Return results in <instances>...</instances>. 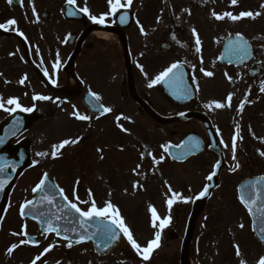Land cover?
Instances as JSON below:
<instances>
[{"label":"rangeland","instance_id":"obj_1","mask_svg":"<svg viewBox=\"0 0 264 264\" xmlns=\"http://www.w3.org/2000/svg\"><path fill=\"white\" fill-rule=\"evenodd\" d=\"M76 2L79 4L80 8L87 6L90 10V14L97 17L110 11V6L107 0H76ZM121 2L123 3L124 0H121ZM144 2H146V0H133L131 5L135 8L136 12H139L140 16L139 23L137 24L139 25V30H132V34L130 35V38H132L131 44H136L135 46L137 47V50H139V43H148L150 45L147 46L146 53L153 54L159 52V54H163L159 49L162 39L166 38L172 43V45L175 44V47H173L174 51L170 54L172 56L176 51L178 52L179 47H182L180 44L183 43L184 38L187 35L191 40V55H193L199 62L205 61L207 66V70L205 71H210L213 74L214 72L210 67V61H213L215 68L218 66V43L225 36L226 31L230 30L231 27H234L235 24L236 26L234 29H239L243 31L242 33L244 34L250 35L251 33H255L256 36L259 34L264 36V7H262V5H264V0H237L236 5H232L231 0H155L150 4H145L146 6L143 5ZM154 2L156 6L159 4L158 8H161L162 4L166 7V11L162 15H159V17L156 16L157 14L155 11H157V9L152 4ZM246 11H251L253 13L259 12L261 14L254 19L245 17L238 21H232L225 17V19H223L225 24L222 22L220 27L213 26V23L217 20L212 15L213 12L217 14L232 12L234 15H238L240 12ZM17 16H19L18 13ZM170 16L171 19H174L175 31L173 34L169 33L168 35L165 33V24L161 27L160 21L162 20L168 23ZM88 20H90L89 17ZM64 23L67 25L69 22ZM141 27L143 28V32L141 31ZM11 29H14L16 32H24L23 28L18 24L12 26ZM173 29L174 28L171 27L170 31L172 32ZM193 29H195V33L193 32ZM210 30H216V34L213 33V36V34L210 33ZM197 35L201 41L200 45L196 44ZM111 37L112 36L110 35V38ZM47 43L51 44V47H53V42L48 40L45 42V48L49 45ZM101 45L102 44H97L96 60L103 66L106 63V60L104 59L102 48L99 47ZM263 45L261 48H264ZM109 46L112 47L113 50H116L118 48V40L116 38H111ZM142 47L144 48L143 45ZM197 48L200 50L197 51ZM182 50L183 51L179 52H185L186 48L182 47ZM93 51L95 50H92V52ZM111 62L113 65L111 75L115 74L114 80L118 82L121 79V65L116 57H113ZM142 62L143 63L138 65L139 67L145 65V62ZM167 62L168 64L163 68L164 70H166L169 67L168 65L173 61L169 57H162L160 59V67ZM86 63L87 60L85 56H83L81 60L82 66L84 67ZM163 69L159 70L158 73L163 72ZM242 70L244 71V69ZM224 71V69L216 70L217 78L216 81L215 79L211 80L212 84L206 80L208 76H202L199 80L200 87H204L208 100H210V98H216V94L219 93L220 89H222L227 95L231 93L228 91V87H225L227 89L225 90L218 85V80H223L221 74ZM48 73H52V66ZM16 77L18 76H6L4 81L8 83L0 82V97L5 101L12 97L18 98L22 107L33 108V111H35L40 118L34 121L29 128L30 130L27 131L23 137V140L29 145L32 163L23 171L20 178L11 188V193L6 206V216L3 220V225L0 231V264H32L34 258L44 253V249L48 248L50 245H55V247H52L51 251L42 255L41 259L37 261L36 264H180V247L190 212V206L192 201L204 189L206 185L205 177L207 176L205 170L196 168L191 171V165H189L190 162L187 163V173L185 170H180V174L177 178L168 182L167 188H163L161 184H157L154 179H149L147 182L149 188L157 191V196H155V202H157L155 205L157 208L155 209L159 213V217L162 219L168 216L171 217V223L169 226L162 230L159 228V221H157L156 227H153L151 224L152 214H149L151 208L147 210L146 206L143 208L142 203H146L144 197L141 196V199L137 196L125 197L121 190L120 193L122 196L117 195L116 197H113V199L118 202V205L115 206L119 209L120 216L123 217L126 226L130 229L134 239L139 245L146 247L148 242L155 238V233L157 231L161 232L160 246L152 252L150 259L147 261L144 259L141 260V258H143L142 255L136 252L131 246V243H129L130 247L128 246V252L134 250L136 259L127 258L125 254L119 253L100 257L87 245L68 248V243L61 241L56 236L41 238L40 240L43 239V241L40 242V245L36 248L28 249L26 244H20V246L14 249L13 252H8V249L12 245L19 244L21 240H25L24 236L13 235V233H21L25 225L27 233L38 232L35 224L21 218L20 208L25 201L33 196L32 189L38 184L45 171H51L61 188L64 189L69 200L76 202L75 197L78 196L80 201H89L88 204L81 203L79 205L81 208L87 210V208L91 206L90 201L93 198L87 195L88 192H84L83 190L84 187L88 190L90 188L91 180L88 179V175L91 172L90 164L88 165V175H86L82 166L79 164L84 157H81L80 159L74 157L75 153L72 152L73 148H70V145H68L69 151L66 146L64 149L60 150L56 158H53L51 156L53 145L60 144L65 139H79V141H82V144L79 143L78 146L82 148V151L85 152L86 156L88 148L95 143V139L89 138V136L91 134L93 135V133L97 136L103 134L99 131L91 132L92 130L87 128V125L92 124L95 125L96 128H99L102 125H105L106 127L111 126V128H113V125H119L117 120L119 114L115 113L119 107L124 113L122 114V117H124L126 110H128L126 113L127 115L136 117L132 110L135 108V105L131 104L134 102L131 101L129 105H126V103L123 102L120 95V88L116 83H114L115 90L112 92L110 91V86H106L107 91L110 93V98H105L107 105H115V112L108 113L109 115L105 116H96L90 120H84V122L73 115V113L78 112L80 115L88 116L87 111L82 108L80 102L77 103V101H73L72 103L65 105L62 100L56 98L55 94L52 95L49 93V91L42 85H21L19 80H14ZM19 78L21 79V77ZM211 78H214V75L211 76ZM25 87H30L33 94H43L52 99L34 100L33 97L31 98L32 95H29L28 92L24 90ZM149 88L151 87H149L148 84L146 90H149ZM151 92L152 91H150V93ZM154 98L157 100L159 95H154ZM202 102L209 105L207 98H202ZM5 106L14 107V105L9 106L7 104ZM207 108L210 112H213L214 110L213 108ZM263 109L264 99L262 101L259 99L258 104H256V110L262 111ZM8 115H10L8 112L0 109V123L3 122ZM136 121L138 123L137 128H139L142 133L141 141L148 146L155 143L154 133H156V129L150 128L152 127V123L147 116H137ZM232 124L237 126V119H234ZM254 125L256 127L261 125L256 118L254 120ZM196 129L201 132L200 128ZM233 129L234 130H232V128H224L223 131L225 133L222 135V146H224L228 156H232L231 158H233L232 140L238 133V154L235 153V156L237 155L241 164L246 162V157L249 156V162L252 168L255 161L253 159L258 156L251 150H248L247 144L245 143L247 135L245 131L254 129L256 133L254 132L253 136L263 140L261 143L256 142V147L259 145L261 146L258 149L260 155L261 152H264L262 148L264 146V128H241L242 131L238 127ZM216 130L218 134L221 133V130ZM112 133L116 135V138L113 137L112 140L110 138V144L108 146L113 147V143H115V146H123V143L122 145H119L122 142L121 137L115 133L114 130ZM165 143L166 140H164L161 145L164 146ZM95 145L99 147L101 146L99 141H96ZM225 145H227V147H225ZM113 148L121 150L120 156L117 158L116 155L111 157L112 159L114 158V161H119L121 167V162L126 160L123 154L128 149H121L118 147ZM38 153H47V155L40 156L37 155ZM97 155L95 158H97ZM208 157L212 161L214 160L211 155ZM200 158H203L202 154L196 158H192V160H198ZM256 160L261 162V159L259 158ZM37 161L38 163H35ZM255 169L256 172H258L260 166ZM208 172H210V169H208ZM76 177H81V179ZM121 177L122 178L119 179L124 181L125 186L128 185V182L124 178L125 176L122 175ZM224 178L225 177L223 176L214 195L206 203L202 212H200L198 221L195 225V232L190 247L193 264H257L259 259L264 257V245H259L254 239L251 229V218L237 197L236 178H233L231 180L232 182L228 181V178L225 180ZM77 180H79V182L81 181L79 185L82 191L78 189V184L76 183ZM240 181L241 180L239 179V182ZM169 189H171V191ZM172 192L182 194V198L177 199L171 209H169L167 206V200L171 198ZM102 198L103 196L101 193L94 198L96 205H100L99 208L105 206V203L101 202ZM183 198L191 199L186 205V203L183 202ZM105 199L109 198H104L105 202L109 201H106ZM179 202H182V205H180ZM129 207H132L133 210L128 217V222L125 220L128 216V211L124 209ZM178 208H181V212L178 211ZM241 224L244 225L243 228L240 227ZM237 246L239 247L240 255H237Z\"/></svg>","mask_w":264,"mask_h":264},{"label":"flooded vegetation","instance_id":"obj_2","mask_svg":"<svg viewBox=\"0 0 264 264\" xmlns=\"http://www.w3.org/2000/svg\"><path fill=\"white\" fill-rule=\"evenodd\" d=\"M18 3L19 4L13 2L9 4L8 0H0V23H6L9 19H15L17 21V24L23 28V33L25 34V38H22L21 40L15 35L7 36L5 34L0 33L1 83H8L4 81L6 79L5 77L13 75L18 76L14 80L19 81L21 79H24L26 76L27 78L24 82V84L26 85H44V81L41 79L40 76L53 78L52 75L48 73L49 66L52 64V62L56 63L58 61L60 64V71L58 72V76L56 77L58 78V85L69 84L70 81H73L75 83L74 89L76 90L78 86L73 77L79 78L82 82V91L80 92L79 96L74 99V101H77V103L81 101L80 99L83 97L85 92H95L97 95L100 96V102H102L103 106L111 107L112 112H115V105H107V103L105 102V98L109 97L110 94L107 91L106 86H110V91L112 92L113 90H115L114 83H116L120 88L121 99L123 100V102L126 103V105H129V103L133 101L130 97L128 89L129 72L127 63L124 59V48L123 45L119 43V41L118 48L116 50H113L112 47L109 46V44L99 46L100 48H102V51L104 53L103 56L106 60L105 65L102 66L96 60V47L97 44H101L97 42L102 41H98L97 39L92 37V35H87L84 40L80 42L81 34L85 30V27L80 28V21L77 22L73 20L68 23V27L71 32L69 34L71 36L69 42L70 45L68 44L66 49L63 48L62 43L65 34L63 7L66 3L65 0H23V3H21V0H18ZM33 6L35 8V12H33ZM17 13L19 14V16H17ZM109 23L111 25H116V22L114 23L110 21ZM132 23L129 25V27H122V30L123 32H125L124 36L126 43H129V45L127 44V47L129 48L131 70L133 73V78L135 80L137 91L143 97L145 102L151 107V109H153L159 115L170 117L174 115H179L180 113H185L186 119L178 120L170 124L157 123L148 115V113L144 109L140 107L139 103L133 101L134 103L131 104L135 105V108L132 109L134 115L136 117L147 116L148 119L150 117V119H152L153 121L152 122L149 119V121L152 123V127L150 128L156 129V133H154L155 143H152L149 146L146 145L143 141H141L142 133L141 130L137 128L138 123L136 121V117L127 115L126 113L128 112V110H126L124 117H122V114L124 113L120 109V107L115 113L119 114V117H121L120 122L122 123L123 128L127 129V132L122 131V129L119 127L121 125H113L114 128H111V126L106 127L105 125H102L99 128H96L95 125L92 124L87 125V128H90L92 130L88 131H99L103 133L102 135L99 134L98 136L93 133V135L91 134L89 136V138L95 139V143L96 141H99V143L101 144V146L99 147V153H101L102 156L98 155L96 161L95 156L97 155V153L95 143L88 148L86 156L85 152L82 151V148L78 146L79 143L82 144V141H79L76 144H71L70 148H73L72 152L75 153L74 157H77V159L84 157V168L89 164L91 166L90 185L92 186L91 193L94 197H97L99 193H101L103 197L106 196V193H110L112 195V191H118L120 193V190L122 191V189H112V181L117 178H122L121 176L124 175L125 180L127 182H130L128 176H132V179H135V176L141 171H143L144 164L148 165V170L152 173H155L158 179L159 176H163V185L166 184V180H168V182H171L174 178H177V176L180 174V170H185L187 173L188 162H190L189 165H191V171L197 168L200 170H205L207 175H209L211 171H213V164H215L213 162L216 159L214 155L208 151L202 153L205 156L198 160H192V157L177 160L170 156V148H176V146H179L182 142V144L185 143L183 153L187 154V137L192 132H197L196 128L201 129V132H198L201 138L203 139V144L206 146L209 145V140L206 134L205 127L201 124L200 121L196 119L187 120V112L197 111L206 113L210 117L214 128H217L219 131L221 130V133L219 134L221 138L220 143L222 141V135L223 133H225L223 131L224 128H236V126L232 124L234 119H237V124L241 128H253L248 125L249 120H251V117L247 112L248 110L243 108V110L240 111L239 106L241 102L245 101V98L247 102H245L244 105H247V108H249V106L252 105L255 101L254 93H252V91L257 85L255 79H252L249 82L246 80L249 71L255 68V66L259 65L256 62L255 58H253L245 67L221 65V69H224L225 71L222 72L221 77L223 78V80H218V85L219 87H223L225 90H227L225 87H228V90L232 91V101L230 107H224L219 109L212 107L214 110L213 112H210L207 108V105L201 102V100L199 99V90L197 100L193 104L187 105V88L185 87V84L183 85V87L186 91L180 99V101L183 102V105L176 106L174 103H171L166 99L162 92L160 83L153 84L151 88H149V90L146 89L147 85L150 84L155 79V77L160 74L158 73V71L164 67V65L160 67V59L164 56L171 58L173 61L170 65H168L169 67L173 63H182L187 69L188 65L190 69V74L195 77V84L197 88H199L198 82L201 79V75H205L204 71H200L202 66L198 63H194L195 57H192L193 55H191L190 38H188V36L186 35L183 43L180 44L182 47L186 48V51L183 52V56L179 53V51H183L182 47H179L178 52L176 51L174 55H170L174 51L173 45L166 50H159L163 54H159V52L148 54L146 53L147 46L143 45V48L142 44H139L140 49L137 50V47L135 46L136 44H131L132 38H130V35L132 34V30H139V25H137V23ZM82 24H86V22L84 21ZM48 29L50 31L49 35L46 34ZM13 30L14 29H10L6 32ZM48 36L51 38V41L54 39V37H57L58 40V46L56 47V50L50 51L49 53L43 48L44 39ZM93 38L95 39V42ZM71 39L73 43H71ZM89 43H92V46H90ZM77 46H79L80 51L78 57L75 58L72 65L74 75L70 76V74L65 71V65L67 64V60L70 57L71 53L76 49ZM188 48L189 50L187 52ZM88 49H92L95 51L92 52V50L89 51ZM87 50L89 52H87ZM83 56H85L87 60V63L84 67L81 64ZM113 57L118 58L119 63L121 65V79L118 82L114 80L115 74L111 75L113 70L111 59ZM142 61L145 62V65L143 67H139L138 65L140 63H143ZM114 66L116 67L115 64ZM242 68L246 69L243 71ZM45 72H47L48 75H45ZM19 77H21V79ZM228 77H231V80H229ZM245 88L246 92L242 94L241 91ZM27 89L28 92L31 91L30 87H27L26 90ZM220 90L219 93L216 94L215 102L226 103V98L228 95L222 89ZM150 91L152 92L150 93ZM154 95H159V98L156 100L154 98ZM207 102L208 104H210L213 102V99H207ZM253 112H255V109L253 110ZM105 115L109 114L106 113L101 116ZM88 116L92 118H95L96 116L98 117V115L91 114H89ZM258 128H262V126H259ZM113 130L121 137V145L122 143L124 144L123 146H120V148L128 149L123 154L127 159V166L125 168H113L112 162H110L112 151L111 147L108 145L110 144V138L112 140V138L116 136L112 133ZM164 140H166L164 146H171L168 148L167 151H165L164 146L161 145ZM145 147L147 148L146 150ZM221 148L225 157V163L220 173V181L223 176L225 177L224 180L228 178V181L230 182H232L231 180L233 178H236L237 185V179H241L243 177L255 174H264L260 170L256 172L255 162L251 168L249 156L246 157V162H243V164H241L237 155L235 156L236 158L234 160L233 158H231L232 156H228L224 146H221ZM236 153L238 154L237 148ZM144 154H146V156L148 157L145 158L143 156ZM207 154L213 156L214 161H212L208 157L209 155ZM161 157H163V160H161ZM196 157H198V155ZM196 157L194 156L193 158ZM156 160H161V162L157 164L155 163ZM237 163L239 164V167L236 168L235 171H233V166ZM208 169H210V172H208ZM121 170H124V174L121 173ZM97 171H101L102 175L98 176V179L103 180V182L95 184ZM79 184L78 189L82 191L80 189ZM116 184L121 187V184L118 180L116 181ZM107 187L109 189H107ZM128 190L132 191V187L125 188L124 192ZM105 200L110 201V199ZM179 204L182 205V202H179ZM97 207H100V205L97 204ZM178 211L181 212V208H178Z\"/></svg>","mask_w":264,"mask_h":264},{"label":"snow or ice","instance_id":"obj_3","mask_svg":"<svg viewBox=\"0 0 264 264\" xmlns=\"http://www.w3.org/2000/svg\"><path fill=\"white\" fill-rule=\"evenodd\" d=\"M14 0H8V3L11 4L13 3ZM109 6H110V11L108 13L101 14L99 17L95 15L90 14V10L88 9L87 6L83 7L80 9L81 12L83 13H88L89 14V19L96 24H105L107 17L108 16H114L121 8H126L130 7L132 5L133 0H124L122 3L121 0H107ZM21 3H23V0H21ZM69 4H74L75 0H68ZM232 5L237 4V0H231ZM264 7V5H262ZM33 12H35V8L33 6ZM74 13H69V15H73ZM261 13H253L251 11H246V12H240L238 15H234L232 12H224L223 14H217L215 12L212 13V15L215 17L217 20H223L225 17L231 19L232 21H238L242 18L249 17V18H255L256 16H259ZM120 23H126L127 17L126 16H121L119 18ZM114 22V21H113ZM137 23H139L137 21ZM17 24V21L15 19H9L6 23H0V29L4 30H10L12 26H15ZM141 31L143 32V28L141 27ZM193 32L195 33V29H193ZM19 35L23 36L24 34L22 32L19 33ZM201 41L197 35L196 38V44L200 45ZM200 49L197 48V51ZM234 54L238 56V58L243 62L244 59H246L250 55V48L246 40H244L243 36L241 34H237V41L234 43L230 49ZM58 65H54V67H57ZM201 71H204L201 69ZM45 75H48L47 72H45ZM204 75L211 77L214 74L210 71H204ZM27 77L25 76L24 79H21L19 81L20 84H24L25 79ZM229 80H231V77H228ZM161 82H171L173 84H182L183 83V72L181 70V65L179 63H173L170 67H168L164 72L160 73L155 77V79L149 84V87H151L153 84H158ZM55 83V81H53ZM186 91V90H185ZM261 91L264 92V85L261 87ZM93 97H95L96 100H100V96L97 95L95 92L91 93ZM187 95H190V92H187ZM34 100H50L52 99L51 97L48 96H43V95H36L33 97ZM227 102L226 103H221V102H212L207 107L212 108L215 107L217 109L219 108H224V107H230L231 106V101H232V94H229L228 97L226 98ZM247 102L246 98L245 101L241 102L239 106V110L242 111L244 108V103ZM13 106L14 107H6L5 105ZM0 109L4 110L5 112H8L9 114L17 111V109L24 111V112H31L33 111V108H24L20 105L19 99L16 97L8 98L6 101L0 97ZM100 111L101 115L110 113L112 112L111 107H103L102 105L100 106ZM73 115L76 116L77 119L80 120H90L91 117L87 115H80L78 112L73 113ZM121 117H117V120L119 121ZM122 131L127 132V129H124L123 126H120ZM239 134L237 133V136ZM237 136L233 137L232 140V153H233V159L235 160V153H236V146H237ZM79 142V139L76 140H69L65 139L62 141L60 144L53 145V151L51 153V156L53 158H56L58 153L60 152L61 149H64L66 146L70 144H76ZM171 147L170 145L164 146L165 151L168 150V148ZM227 147V145H225ZM99 151V149H98ZM37 155L40 156H45L47 153H38ZM261 156H264V152L260 153ZM102 158V157H101ZM155 159V158H154ZM161 160H163V157H161ZM161 160H156L155 163L159 164ZM35 163H38L35 162ZM216 168L219 167V162L215 165ZM239 167V164L237 163L236 165L233 166V171H235L236 168ZM0 171H3V169H0ZM216 175V171L214 170L210 175L206 177L208 181H211L213 177ZM48 179V174L45 173L44 177L40 180V182L36 185L35 188L32 189L33 192H38L41 191L45 188V182ZM264 179V178H261ZM6 180H0V190H2L6 184ZM77 184H79V180L76 181ZM171 191V189H169ZM52 191L51 195H44L40 198L39 201H33V200H27L25 203L21 206L20 208V214L21 216L25 215V210L28 209L30 206L35 209L38 204H44L46 203L47 205H53L55 203V198L56 195H60L63 200L66 202L61 208V211H64L65 209L68 210V213L70 214L72 211L75 213L79 214V224L81 228H86L90 225V222H94L96 220H100V223H97L95 225L96 231L90 235H85L83 233L80 234L79 239L75 241V243H81L85 241L86 239H92L94 235L99 234L104 240L107 241L106 247L108 244L111 242H114L120 238V234L123 233L124 236L127 237L128 241L131 243V246L136 250L137 253L142 255L143 259L145 261L150 259V256L152 252L160 246V239H161V232L157 231L155 233V238L152 239L151 241L148 242L146 247H142L137 243V241L133 238L132 233L130 229L126 226L124 219L122 216H120L119 209L111 203V201H107L105 203V206L102 208L97 207L95 199H91L90 201V207L87 208V210L81 208L79 205L81 203L88 204L89 201H80L79 197L76 196L75 200L76 202H73L72 200H69V198L64 195V189L60 188L58 193L55 192V190H50ZM75 191V190H74ZM209 192V186H205L204 189L199 193L200 197H204L208 194ZM89 196H91V192L89 191ZM182 194L172 192L171 193V198L167 200V206L169 209H171L172 205L177 201V199H181ZM191 198H183V202L187 203L189 202ZM241 202L245 204L247 207L248 211L250 213H253V205L257 203V201L260 199L259 194H257L255 199H250L246 200L245 197L242 195L240 197ZM152 212V225L153 227L157 226V221H159V228L162 230L165 227H167L171 223V217H165V218H160L156 212V209L152 207L151 209ZM262 216H261V224L259 227V232L264 236V208L260 209ZM44 213H34L33 214V219L38 218L39 216H43ZM63 219V216L61 215H56L53 214L50 218H48L46 221L42 220V224H46V227L44 228L45 234L47 233H55L57 236L61 235V229L58 224L54 223L53 221H59ZM106 221V223H105ZM241 228L244 227L243 224L240 225ZM67 231V229H65ZM75 231V229H73ZM13 235H21V236H26L27 231H26V225L24 226V229H22L21 233H13ZM63 239L68 241L67 247L71 248L73 246V241L69 239L67 235L63 237ZM29 241L27 240H21L19 244H14L12 245L9 249L8 252L11 253L13 252L14 249L20 246V244H26ZM52 247H55V245H50L48 248L44 249V253L41 255H38L34 258L32 261V264H36L37 261L41 259V256L46 254L47 252L51 251ZM237 255H240L239 247L237 246ZM257 264H264V257H261Z\"/></svg>","mask_w":264,"mask_h":264},{"label":"water","instance_id":"obj_4","mask_svg":"<svg viewBox=\"0 0 264 264\" xmlns=\"http://www.w3.org/2000/svg\"><path fill=\"white\" fill-rule=\"evenodd\" d=\"M24 118H25V120L27 119L26 117H24ZM27 121L28 122H26L24 128H22V131L28 127L30 119L28 118ZM17 150H18V148H17ZM10 155L17 158V160H19V158H24V160H23L24 164L22 166V165H20L21 161H17V165L15 164L16 168L12 169L13 171L11 173L10 178H5L7 182L4 186V188L2 190H0V221H1V218H2L3 213H4L3 207H4V204L6 202L9 187H10L11 183L13 182V180H15L19 176L20 171L28 164V161H29V159L27 158V156L23 150H20V151L18 150V152L15 154H12V153L7 154V156H10ZM0 180H1V176H0ZM256 180H259V179H256ZM212 187L213 186H209V191ZM53 189L55 190V192L58 193L59 189L55 185L53 179L48 174V179L45 182V188L41 191L35 192V197H34L33 201H39L40 198L44 195H51L52 191H50V190H53ZM208 195H209V192L206 196L201 197V199L198 200L195 204L194 210L192 212V215H191V218L189 220L188 227H187L186 237L183 241V245H182V249H181V264H189V245H190L191 235L193 232L194 223L196 221V217H197L198 213L200 212V210L204 206V199ZM242 195L245 197L246 200L253 199V196H249L245 193L243 194V192H241V196ZM64 203H66V202L62 199V197L60 195L57 194L56 198H55V203L53 205H47L46 203L38 204L35 209H33L30 206L28 209L25 210L24 217L33 219L34 213L43 212L44 213L43 216H39L38 218H36L34 220L40 224L41 228H44V227H46V224H42L41 223L42 220L46 221L48 218L53 216V214L62 215L63 220L62 219L59 221L54 220L53 222L59 225V227L61 229V235H64V236L67 235L68 237L70 236L73 243H75V241L78 240L76 238H79L81 233H83L87 236V235L94 233V232H92L93 228L96 231V227H95L96 224L93 225V223H90L91 226H88L85 230L84 228H81V226L78 222L79 221L78 214L75 215L73 211L69 214L67 209H65L64 211H61V208L64 205ZM253 207H254V205H253ZM72 221H73V226H72ZM96 222L100 223V221H96ZM65 229H67V231H65ZM73 229H75V231H73ZM255 230L257 232L258 238L260 240L264 241V236H262V234L258 231L259 228H258V230L255 228ZM101 238L102 237L99 234H97V235H94L92 237V239H86V240L93 241L96 248H97V251L99 253L113 252V251L117 250L118 248H120L125 242L124 236L122 233L120 234V238L118 240L111 242L110 244H108L107 247L105 246L107 241L104 239L100 240Z\"/></svg>","mask_w":264,"mask_h":264},{"label":"bare ground","instance_id":"obj_5","mask_svg":"<svg viewBox=\"0 0 264 264\" xmlns=\"http://www.w3.org/2000/svg\"><path fill=\"white\" fill-rule=\"evenodd\" d=\"M100 35H102V36H108V34L106 33V32H104V31H102L101 33H100Z\"/></svg>","mask_w":264,"mask_h":264}]
</instances>
